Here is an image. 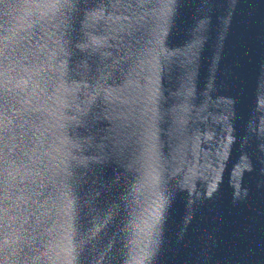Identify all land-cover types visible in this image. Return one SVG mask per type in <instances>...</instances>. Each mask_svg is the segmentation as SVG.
Returning <instances> with one entry per match:
<instances>
[{
    "label": "water",
    "instance_id": "95a60500",
    "mask_svg": "<svg viewBox=\"0 0 264 264\" xmlns=\"http://www.w3.org/2000/svg\"><path fill=\"white\" fill-rule=\"evenodd\" d=\"M0 264H264V0H0Z\"/></svg>",
    "mask_w": 264,
    "mask_h": 264
}]
</instances>
